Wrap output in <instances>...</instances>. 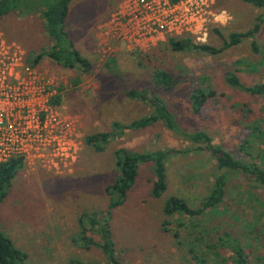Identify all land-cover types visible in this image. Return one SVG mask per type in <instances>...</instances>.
<instances>
[{"label":"rangeland","instance_id":"1","mask_svg":"<svg viewBox=\"0 0 264 264\" xmlns=\"http://www.w3.org/2000/svg\"><path fill=\"white\" fill-rule=\"evenodd\" d=\"M119 1L68 3L65 29L80 54L90 60L92 68L87 72L62 67L44 55L34 65L30 63L51 44L38 13L0 20V34L22 47L29 64L56 80L60 111L70 118L79 147L69 175L55 174L37 161H23L0 204V229L26 253L25 264H69L72 258L104 262L98 247L83 249L70 238L79 229L77 217L82 213L93 211L98 217L106 216L105 187L116 173L113 151L120 147L146 151L192 146L158 123L141 130H125L110 138L102 151L85 144V136L107 131L112 121L127 123L148 112L146 104L128 99L124 89L157 94L186 130L205 131L212 143L237 159L264 168V96L239 92L223 80L234 71L245 84L264 81L260 54L251 52L246 41L210 55L173 52L166 44L171 36L162 35L141 47L114 43V51L103 57L98 53V42L104 38L102 25ZM221 11L231 17L227 23L215 19ZM210 12L204 34L198 38L191 35L193 41L223 47L230 33L246 31L260 15L254 39L260 48L264 46V10L241 0H212ZM109 59L113 60L116 77L107 69ZM156 69L172 74L174 83L169 88L153 83ZM193 87L213 91L197 112L192 111L188 99ZM249 123L263 135L250 137ZM215 164L205 150L170 156L165 162L166 188L157 198L149 195L153 180L150 166H138L124 203L110 212L114 253L122 263L231 264L229 249L212 247L217 236L226 232L242 245L248 262L264 264V186L236 176L228 181L222 202L214 210L192 218L161 212L164 200L171 195L197 206L212 184ZM87 234L99 241L97 234L88 230Z\"/></svg>","mask_w":264,"mask_h":264},{"label":"trees","instance_id":"2","mask_svg":"<svg viewBox=\"0 0 264 264\" xmlns=\"http://www.w3.org/2000/svg\"><path fill=\"white\" fill-rule=\"evenodd\" d=\"M69 1L0 0V20L9 15L25 17L36 13L42 19L43 31L50 39L51 44L42 53L32 57L30 60L32 65L37 63L38 59L44 55L65 68H76L81 72H87L92 68L90 60L80 54L65 29L64 24ZM241 1L264 10V0ZM256 20L258 22L253 23L252 27L246 31L230 33L227 40L223 41V47L220 48H215L205 42H195L189 34L170 37L166 40V44L173 52H194L210 55L225 47L235 46L246 41L251 52L260 54L259 64L264 66V46L260 48L254 39V34L259 29L260 15ZM213 31L218 33L216 28H213ZM112 61V59H109L106 65L113 77H116L118 74L114 73ZM172 77V74L166 70L156 69L152 74L153 83L162 88H169L174 83ZM223 80L227 86L239 92L264 96V81L245 84L234 71L228 72ZM124 94L128 99L146 104L148 112L127 123L112 121L107 131H98L85 136V144L90 145L93 150L102 151L110 138L123 134L125 130H141L158 123L192 146L184 149L156 148L146 151L124 147L115 149L113 159L116 173L112 182L105 187V194L108 198L106 216L98 217L93 211L82 213L77 217L79 229L70 238L71 242L83 249H88L92 245L98 247L104 256V262L91 263L72 258L69 260V264H124L114 253V243L109 226L110 212L124 203L127 192L135 181L139 165L148 164L150 166L153 180L151 181L149 195L157 198L166 188L165 162L170 156L176 153L186 154L189 151L205 150L215 160L216 173L213 176L212 184L207 193L199 200L198 205L192 207L183 197L171 195L164 200L161 207V212L165 216L182 214L192 218L208 210H214L222 202L228 181L236 176L244 177L256 185L264 186V168L255 163L237 159L220 145L212 143V138L205 131L186 130L170 107L157 94L132 88L124 89ZM212 95L213 91L193 87L188 96L192 111L197 112L204 101ZM246 127L250 137H258L259 135L261 137L263 135L254 123H249ZM22 167V157H13L0 163V204L3 203L9 192L12 179ZM87 230L97 234L99 241L95 242L87 234ZM212 247L229 249L231 264H251L246 258L242 245L226 232H222L217 236L216 245ZM25 259L26 253L14 246L12 240L0 229V264H25ZM198 261L201 260L198 259Z\"/></svg>","mask_w":264,"mask_h":264},{"label":"built area","instance_id":"3","mask_svg":"<svg viewBox=\"0 0 264 264\" xmlns=\"http://www.w3.org/2000/svg\"><path fill=\"white\" fill-rule=\"evenodd\" d=\"M212 0H120L102 25L98 53L114 43L150 44L162 35H203ZM56 80L26 61L22 47L0 34V163L13 157L37 161L69 175L78 158L71 120L59 105Z\"/></svg>","mask_w":264,"mask_h":264},{"label":"clouds","instance_id":"4","mask_svg":"<svg viewBox=\"0 0 264 264\" xmlns=\"http://www.w3.org/2000/svg\"><path fill=\"white\" fill-rule=\"evenodd\" d=\"M231 17L228 15V13L226 11H221L219 13V15H217L215 17V19L217 21H219L221 24L227 23V21L230 19Z\"/></svg>","mask_w":264,"mask_h":264}]
</instances>
